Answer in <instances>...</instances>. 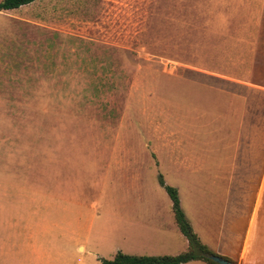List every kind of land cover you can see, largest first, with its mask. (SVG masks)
<instances>
[{
	"label": "rangeland",
	"instance_id": "374dc122",
	"mask_svg": "<svg viewBox=\"0 0 264 264\" xmlns=\"http://www.w3.org/2000/svg\"><path fill=\"white\" fill-rule=\"evenodd\" d=\"M263 171L264 0L0 11V264L183 253L160 176L202 244L251 225L264 264Z\"/></svg>",
	"mask_w": 264,
	"mask_h": 264
},
{
	"label": "trees",
	"instance_id": "16d2710c",
	"mask_svg": "<svg viewBox=\"0 0 264 264\" xmlns=\"http://www.w3.org/2000/svg\"><path fill=\"white\" fill-rule=\"evenodd\" d=\"M36 0H2L0 11H12L27 6ZM158 183L166 191L170 201L174 223L180 233L188 242V249L176 256H136L118 252L112 260L99 259L101 264H186L191 261H203L206 264H216L210 261L207 256L214 255L204 246L198 235L194 232L190 222L186 218L180 204L178 190L167 186L160 176ZM228 260L227 258H225ZM229 261V260H228Z\"/></svg>",
	"mask_w": 264,
	"mask_h": 264
},
{
	"label": "crops",
	"instance_id": "0c3cea01",
	"mask_svg": "<svg viewBox=\"0 0 264 264\" xmlns=\"http://www.w3.org/2000/svg\"><path fill=\"white\" fill-rule=\"evenodd\" d=\"M262 176L264 178V171L262 173ZM263 178H262V181H263ZM263 193H264V190H263ZM253 219L254 218L252 216L251 222L253 221ZM173 221H174V218H173ZM177 229H178V227H177ZM258 231L259 230L256 231L253 227L251 229V225H250L248 230H246V234L244 235V237H241L240 245H236V244H235V246L234 245L233 246L222 245V246H220L219 251H216V248L218 247L219 244L215 243V240L212 238H209V237L207 239L204 238L205 244H203V245L206 246L212 253H214L220 257L229 258L231 260H234L235 264H254L258 260L257 259L258 257H257V255L253 256L252 253L254 252V250H252V246L257 239ZM253 236H256V237L252 238ZM252 240H255V241L252 242ZM180 248L182 249L181 250L182 252L187 251L188 242L186 239H185V241L181 242ZM232 254H234V257L232 256ZM162 256H167V255H162ZM186 264H206V263L203 261H191V262H188Z\"/></svg>",
	"mask_w": 264,
	"mask_h": 264
},
{
	"label": "water",
	"instance_id": "95a60500",
	"mask_svg": "<svg viewBox=\"0 0 264 264\" xmlns=\"http://www.w3.org/2000/svg\"><path fill=\"white\" fill-rule=\"evenodd\" d=\"M207 258L216 264H232L230 261L218 255H210V256H207Z\"/></svg>",
	"mask_w": 264,
	"mask_h": 264
}]
</instances>
